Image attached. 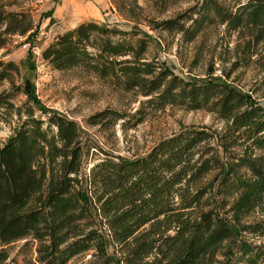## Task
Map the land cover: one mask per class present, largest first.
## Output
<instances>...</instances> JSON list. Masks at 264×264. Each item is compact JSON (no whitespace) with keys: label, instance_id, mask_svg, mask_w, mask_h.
<instances>
[{"label":"trees","instance_id":"1","mask_svg":"<svg viewBox=\"0 0 264 264\" xmlns=\"http://www.w3.org/2000/svg\"><path fill=\"white\" fill-rule=\"evenodd\" d=\"M114 2L132 18L140 10L133 0ZM228 2L201 0L148 26L186 44L223 26L250 60L264 43V0ZM0 30L2 49L8 36L29 33L32 21L0 0ZM127 35L82 22L41 50L54 70L81 68L145 98L132 115L105 109L87 126L125 130L143 122L146 108L179 107L212 113L223 127L185 128L128 158L92 147L74 120L38 107L27 86L0 93V123L17 117L0 142V264L19 240L21 250L34 246L35 264H68L87 253L84 264H264V107L225 73L175 74L146 58L149 35L135 42ZM13 73L17 66L0 60V83ZM18 93L29 101L22 108L12 102ZM91 150L102 157L86 173Z\"/></svg>","mask_w":264,"mask_h":264},{"label":"rangeland","instance_id":"2","mask_svg":"<svg viewBox=\"0 0 264 264\" xmlns=\"http://www.w3.org/2000/svg\"><path fill=\"white\" fill-rule=\"evenodd\" d=\"M133 1L140 7V10H135L137 16L134 18L129 12L120 11L114 0H1L7 12H20L28 16L32 21V30L25 36H8L5 46L0 49V60L13 62L18 68V74L13 73L10 80L0 83V93L27 86L38 107L74 120L91 146L128 158L143 156L160 140L185 128L220 130L223 127V123L212 113L187 111L179 107L156 111L146 108L143 122L125 130H121L120 124L107 131L87 126L88 117L105 109L132 115L145 98L116 89L81 68L54 70L41 59V55L33 54L31 48L37 47L41 53L58 35L79 23L94 21L129 33L126 39L133 42L145 38L144 34L149 35L151 39L147 40L146 58L162 63L177 75L203 79L209 69L213 70L212 77L224 79V73L227 74L228 82L243 91L253 92L264 107V43L257 47L258 55L247 61L242 60V41L237 40L235 33L216 25L205 29L193 42L186 44L179 35L152 31L148 22L175 18L201 0ZM219 1L230 4L228 0ZM12 102L15 107L22 108L29 101L25 95L18 93ZM36 116H40V113L36 112ZM16 118L0 123V142L13 133ZM133 121L131 119L127 125H132ZM92 151L86 173L94 161L102 157L99 152ZM245 238L259 241L250 234H245ZM24 241L7 246L9 258L4 264H35L34 246L29 245L21 250ZM89 257L87 253L68 264H84Z\"/></svg>","mask_w":264,"mask_h":264},{"label":"built area","instance_id":"3","mask_svg":"<svg viewBox=\"0 0 264 264\" xmlns=\"http://www.w3.org/2000/svg\"><path fill=\"white\" fill-rule=\"evenodd\" d=\"M40 35H42V36H46L45 35V33H40ZM31 52L33 53V54H35V55H37V56H39L40 57V50H39V48H37V47H32L31 48Z\"/></svg>","mask_w":264,"mask_h":264}]
</instances>
